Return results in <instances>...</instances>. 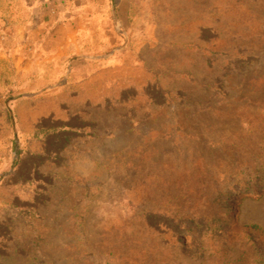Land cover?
Instances as JSON below:
<instances>
[{"label":"rangeland","instance_id":"rangeland-1","mask_svg":"<svg viewBox=\"0 0 264 264\" xmlns=\"http://www.w3.org/2000/svg\"><path fill=\"white\" fill-rule=\"evenodd\" d=\"M0 264H264V0H0Z\"/></svg>","mask_w":264,"mask_h":264}]
</instances>
